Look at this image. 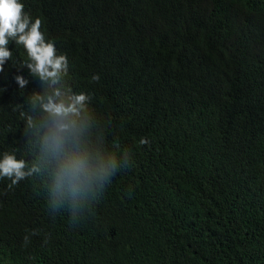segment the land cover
<instances>
[{
	"label": "trees",
	"instance_id": "obj_1",
	"mask_svg": "<svg viewBox=\"0 0 264 264\" xmlns=\"http://www.w3.org/2000/svg\"><path fill=\"white\" fill-rule=\"evenodd\" d=\"M20 2L68 71L9 42L0 158L38 163L43 103L84 93L86 138L124 166L75 220L47 177L0 178V264H264V0Z\"/></svg>",
	"mask_w": 264,
	"mask_h": 264
},
{
	"label": "clouds",
	"instance_id": "obj_2",
	"mask_svg": "<svg viewBox=\"0 0 264 264\" xmlns=\"http://www.w3.org/2000/svg\"><path fill=\"white\" fill-rule=\"evenodd\" d=\"M89 22H86L87 32ZM41 26L42 20L36 18L33 22L20 0H0V67L11 55L6 46L15 40L17 45L26 49L28 66L33 73L45 80L51 78L52 83H56L60 74L68 71L67 58L57 55L54 42L45 39ZM90 43L95 53H99L108 40L90 36ZM98 79V75L93 77V80ZM69 99L71 103L57 102L49 97L42 105L48 118L43 124L46 130L41 137L39 162L29 166L28 160L6 152L0 158V178H9L11 187L33 174L47 177L50 207L54 212L67 207L75 220L78 213L98 198L106 182L111 183V177L124 166V162L86 138V117H81L82 110L90 112L89 97L79 93ZM28 240L29 237L25 236V242Z\"/></svg>",
	"mask_w": 264,
	"mask_h": 264
},
{
	"label": "bare ground",
	"instance_id": "obj_3",
	"mask_svg": "<svg viewBox=\"0 0 264 264\" xmlns=\"http://www.w3.org/2000/svg\"><path fill=\"white\" fill-rule=\"evenodd\" d=\"M70 9H68V11H69Z\"/></svg>",
	"mask_w": 264,
	"mask_h": 264
}]
</instances>
